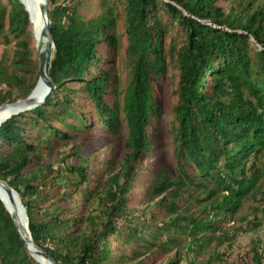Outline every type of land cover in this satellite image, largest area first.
I'll use <instances>...</instances> for the list:
<instances>
[{
  "label": "trees",
  "instance_id": "16d2710c",
  "mask_svg": "<svg viewBox=\"0 0 264 264\" xmlns=\"http://www.w3.org/2000/svg\"><path fill=\"white\" fill-rule=\"evenodd\" d=\"M220 1L48 0L54 91L0 125V180L18 192L34 244L56 264H148L172 252L166 264H177L185 250L213 264L220 255L211 247L232 237L224 225L241 229L245 218L234 219L245 200L263 194L264 3ZM0 44L2 106L26 99L39 80L19 0H0ZM102 46L122 70L100 68L112 60L99 56ZM172 69L175 100L164 117L158 90ZM96 133L100 148L83 156ZM109 145L114 154L91 177L92 157ZM157 153L145 208L133 211L143 158ZM252 260L264 264L256 249ZM0 264H40L1 200Z\"/></svg>",
  "mask_w": 264,
  "mask_h": 264
},
{
  "label": "rangeland",
  "instance_id": "374dc122",
  "mask_svg": "<svg viewBox=\"0 0 264 264\" xmlns=\"http://www.w3.org/2000/svg\"><path fill=\"white\" fill-rule=\"evenodd\" d=\"M3 2H6V0H2ZM96 0H88L89 6H93L95 4ZM264 0H256V4H263ZM220 5L224 6L226 4L225 0H221L219 2ZM87 8L85 10L87 15H92V11ZM32 27V26H31ZM123 46L125 45V38L122 39ZM34 47L35 40H34ZM4 51V46L0 44V58ZM99 56L101 57H108L111 56V64L106 65L104 62H101L100 68H109L110 66H118L120 70L121 63L118 57L112 55V52L107 46H102L99 48ZM10 53V51H9ZM37 53V49H36ZM95 73H97L95 71ZM125 72L122 73V78H124ZM178 80V72L177 70H171L167 77H164L162 81V89L159 88V98H160V105L163 108V115L164 117L169 113L172 104L174 103V96H173V90L175 88V85ZM157 85L160 84L159 81L155 82ZM71 86H77L74 83L70 82ZM160 87V86H159ZM158 98V96H157ZM106 101L108 103L111 102L110 96H106ZM97 128L95 130H100V125L96 126ZM151 132V141L155 140L154 131ZM164 139L166 142L167 147V157L171 164H174V159L171 154V139L168 137L167 132L164 128ZM102 137L99 135V133H96V135L90 137L88 144L85 148H83V151L81 154L83 156H87L92 151L97 150L100 148ZM70 147H72V144H70L68 147L63 148V150H68ZM114 145H109L105 148H103L100 153L96 154L92 157V166H91V177L97 174H100L103 170V163L109 160V158L114 154ZM46 154V151H44ZM47 159L51 161H57L59 157L54 156H47ZM161 160V155L159 153L156 154V158L154 159H148L144 156L143 158V165L140 167L139 174L137 176V182L133 185V193L129 196L128 201V207L132 209L133 211H141L143 208H145V194L147 193V185L149 184V181L154 179V173L159 168V162ZM59 166V163H55V168ZM93 182L94 180L91 179ZM262 184V192L263 194H258L255 198H247L240 210V212L235 216L234 219V225L241 224L240 219L245 218V221L243 222L241 229L239 225H236V229L239 228L238 231L233 230L232 228V221L229 224L224 225L225 229L229 231L230 235H232L231 239L228 242H225L224 245L220 247H216L213 245L210 249V254L217 253L220 255L219 259H215L213 264H254L252 257L254 254V250L256 249L263 258L264 262V181ZM174 256V252L169 253L168 255H165L163 257H160L158 261L156 262L154 260V257L148 259V264H166L167 259ZM181 261L177 264H207L208 256L205 255H198L196 252L185 250L181 253ZM156 262V263H154Z\"/></svg>",
  "mask_w": 264,
  "mask_h": 264
},
{
  "label": "water",
  "instance_id": "95a60500",
  "mask_svg": "<svg viewBox=\"0 0 264 264\" xmlns=\"http://www.w3.org/2000/svg\"><path fill=\"white\" fill-rule=\"evenodd\" d=\"M41 1L42 3L40 5V13L43 21L44 31L40 34L35 43L37 55L40 62L39 80L32 93L26 99L0 106V112H8L6 116L0 119V125H2L7 119H9L13 115H17L18 113L26 110L34 109L37 106L44 104L54 91V86L50 79V64L54 48V41L51 32V22L48 16V0ZM25 10L28 12V9L26 7ZM29 20H31L30 17ZM40 85L44 86L46 91L42 97L36 99L34 97V93ZM0 186L4 189L5 193L10 199L13 208L9 209V207L3 201L1 202L9 212L16 227V230L20 235V238L25 242L27 251L37 262H40L38 257H41L46 260L49 264H56L54 260L45 251H43L34 244L28 228L27 213L22 205L18 192L11 186H9L7 182H4L2 180H0Z\"/></svg>",
  "mask_w": 264,
  "mask_h": 264
},
{
  "label": "bare ground",
  "instance_id": "6f19581e",
  "mask_svg": "<svg viewBox=\"0 0 264 264\" xmlns=\"http://www.w3.org/2000/svg\"><path fill=\"white\" fill-rule=\"evenodd\" d=\"M20 1L28 9V14H29V17L31 18L30 23L32 26V32H33L34 40L36 43L38 37L44 31L43 21H42V17L40 13V5L42 1L41 0H20ZM45 91L46 89L44 86L42 85L38 86V88L36 89L34 93V97L36 99L42 97ZM7 114H8L7 111L0 112V119H2ZM0 200L3 201L9 207V209L13 208V205L10 199L8 198L7 194L5 193L4 189L1 186H0ZM38 259L40 260L42 264H49L46 260H44L41 257H38Z\"/></svg>",
  "mask_w": 264,
  "mask_h": 264
}]
</instances>
